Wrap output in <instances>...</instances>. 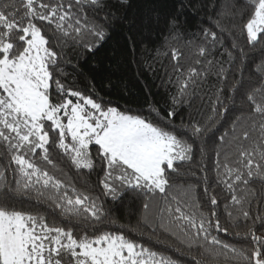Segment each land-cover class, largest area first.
<instances>
[{
	"label": "snow or ice",
	"instance_id": "1",
	"mask_svg": "<svg viewBox=\"0 0 264 264\" xmlns=\"http://www.w3.org/2000/svg\"><path fill=\"white\" fill-rule=\"evenodd\" d=\"M125 5L0 0V264H264V0H181L191 36L149 8L136 112L76 83Z\"/></svg>",
	"mask_w": 264,
	"mask_h": 264
},
{
	"label": "trees",
	"instance_id": "2",
	"mask_svg": "<svg viewBox=\"0 0 264 264\" xmlns=\"http://www.w3.org/2000/svg\"><path fill=\"white\" fill-rule=\"evenodd\" d=\"M183 2L187 3V0ZM180 3L181 0H130V5L114 9L119 17L126 19H121L116 24L111 31L110 39L95 54L80 61L84 75H76L77 86L82 87L86 83L84 77H87L93 81L96 91L105 101L122 109L130 108L134 112L145 107L146 100L166 106L168 88L162 86L164 68L160 64H155L154 71H149L142 65L146 59V52L160 48L167 33L158 31L155 27L149 30L146 21L141 24V20L147 16L148 9L153 8L163 15H170L175 11L182 12L180 23L189 36L197 33L202 26H207L203 21V13H197L192 8L181 9ZM225 43L227 45L230 42ZM68 71L69 73L72 71L70 66ZM195 107H200L199 101ZM180 111L186 119L187 110L181 108ZM196 114L194 111L193 115ZM187 179L195 181V177L189 176ZM128 203L130 207H135ZM24 207L28 208L30 205L25 204ZM118 215L122 222H127L131 218L129 207H120ZM173 256L175 258L176 254L173 253Z\"/></svg>",
	"mask_w": 264,
	"mask_h": 264
}]
</instances>
